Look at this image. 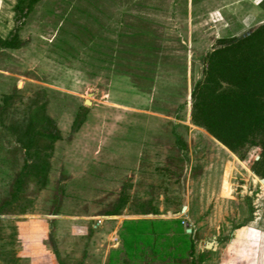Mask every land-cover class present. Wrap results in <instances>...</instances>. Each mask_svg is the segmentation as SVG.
<instances>
[{"label": "rangeland", "instance_id": "obj_1", "mask_svg": "<svg viewBox=\"0 0 264 264\" xmlns=\"http://www.w3.org/2000/svg\"><path fill=\"white\" fill-rule=\"evenodd\" d=\"M18 1L0 0V264H264L262 148L192 121L206 55L264 3Z\"/></svg>", "mask_w": 264, "mask_h": 264}, {"label": "trees", "instance_id": "obj_2", "mask_svg": "<svg viewBox=\"0 0 264 264\" xmlns=\"http://www.w3.org/2000/svg\"><path fill=\"white\" fill-rule=\"evenodd\" d=\"M38 1L19 0L17 7L23 9L27 2L32 8ZM1 45L19 47L18 36L3 39ZM192 98L193 123L206 129L241 159L246 157L248 148H262L253 170L264 178V23L241 38L218 39L217 46L206 55L203 77L196 82ZM40 133L44 137L57 138L43 131ZM145 220L149 219L130 222ZM129 230L135 235V227ZM184 235L189 234L184 231ZM133 244V239L128 240L130 250L134 249ZM153 249L156 251V246Z\"/></svg>", "mask_w": 264, "mask_h": 264}, {"label": "water", "instance_id": "obj_3", "mask_svg": "<svg viewBox=\"0 0 264 264\" xmlns=\"http://www.w3.org/2000/svg\"><path fill=\"white\" fill-rule=\"evenodd\" d=\"M86 103L89 104V105L92 104V102L89 101V100H87ZM259 158H260V156L257 157V159H259ZM261 181L264 183V178H261ZM186 232H187V233H191V232H192V229H191V228H187ZM213 244H214V242H209V243L206 245V247H207L208 249H211L212 246H213Z\"/></svg>", "mask_w": 264, "mask_h": 264}, {"label": "built area", "instance_id": "obj_4", "mask_svg": "<svg viewBox=\"0 0 264 264\" xmlns=\"http://www.w3.org/2000/svg\"><path fill=\"white\" fill-rule=\"evenodd\" d=\"M256 2L258 3V4H262V3H264V0H256Z\"/></svg>", "mask_w": 264, "mask_h": 264}]
</instances>
